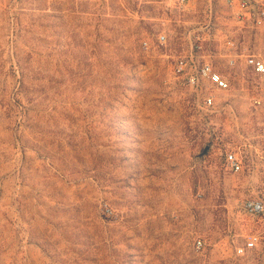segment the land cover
I'll list each match as a JSON object with an SVG mask.
<instances>
[{"label": "rangeland", "instance_id": "374dc122", "mask_svg": "<svg viewBox=\"0 0 264 264\" xmlns=\"http://www.w3.org/2000/svg\"><path fill=\"white\" fill-rule=\"evenodd\" d=\"M191 1L0 0V264H245L234 244L264 230L241 210L264 194V77L228 67L222 38L264 58V23ZM208 20L203 54L231 86L204 109L173 67Z\"/></svg>", "mask_w": 264, "mask_h": 264}, {"label": "built area", "instance_id": "2783aa9c", "mask_svg": "<svg viewBox=\"0 0 264 264\" xmlns=\"http://www.w3.org/2000/svg\"><path fill=\"white\" fill-rule=\"evenodd\" d=\"M176 9L182 13L189 11L191 0H174ZM229 8H233L234 17L252 27H258L264 23V0H226ZM218 29L211 20L200 24L198 28L188 33L189 50L183 56L174 60L173 75L176 80L185 86L196 97V105L204 109L214 108L216 95L219 91L230 89L229 80L217 69L211 56L204 55L206 49L211 47L219 36ZM157 41L163 45L166 42L165 35H158ZM222 46L225 49L222 57L230 68L244 64L249 73L255 77H264V58L250 53L247 49H241L234 39L224 36ZM144 48H148V42L143 41ZM202 54V55H201ZM254 107L264 106V100L253 98ZM226 167L233 173L244 170L242 156L236 151L227 152L224 157ZM241 210L251 219L264 218V194L250 197L242 201ZM195 247L200 249L202 241H195ZM233 254L235 258L248 260L257 255V264H264V233L258 229L250 230L243 237L242 242L234 244Z\"/></svg>", "mask_w": 264, "mask_h": 264}, {"label": "crops", "instance_id": "0c3cea01", "mask_svg": "<svg viewBox=\"0 0 264 264\" xmlns=\"http://www.w3.org/2000/svg\"><path fill=\"white\" fill-rule=\"evenodd\" d=\"M202 1H204V4H206V5H208L209 2H210V0H202ZM221 1H222V2H221V9H233V8H229L228 6H226L223 0H221ZM191 2H192V3H191V6H190V9H189L188 12H192L193 9H197L196 4L193 3V1H191ZM198 7H199V6H198ZM206 9H210V8H209V5L206 6ZM214 9H218V8H217V5H214ZM209 13H212V10H210ZM234 18H235V17H234ZM235 19H236V18H235ZM236 21H237L238 23L248 25L247 27L250 26V24H248L247 22H246V23H243V22L238 21L237 19H236ZM260 26H261V24H260L258 27H256V28L258 29ZM223 39H224V36H223L222 40H223ZM258 230L261 231L262 233H264V230H261V229H258ZM258 258H259V257H258L257 255H255L253 258L248 259V260H245V264H251V263H253V264H257V263H258V260H257ZM243 261H244V260H243Z\"/></svg>", "mask_w": 264, "mask_h": 264}, {"label": "water", "instance_id": "95a60500", "mask_svg": "<svg viewBox=\"0 0 264 264\" xmlns=\"http://www.w3.org/2000/svg\"><path fill=\"white\" fill-rule=\"evenodd\" d=\"M206 151V150H205Z\"/></svg>", "mask_w": 264, "mask_h": 264}]
</instances>
